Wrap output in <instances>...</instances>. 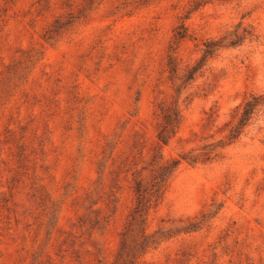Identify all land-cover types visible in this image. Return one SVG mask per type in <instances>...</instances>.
<instances>
[{"label":"rangeland","instance_id":"374dc122","mask_svg":"<svg viewBox=\"0 0 264 264\" xmlns=\"http://www.w3.org/2000/svg\"><path fill=\"white\" fill-rule=\"evenodd\" d=\"M251 95L264 0H0V264H264V106L228 140ZM174 159L157 241L119 261L135 179Z\"/></svg>","mask_w":264,"mask_h":264},{"label":"trees","instance_id":"16d2710c","mask_svg":"<svg viewBox=\"0 0 264 264\" xmlns=\"http://www.w3.org/2000/svg\"><path fill=\"white\" fill-rule=\"evenodd\" d=\"M176 37L177 40H181L185 36L178 33ZM224 39L225 38L217 41H209L205 44L202 57L197 64L188 71L185 81L188 82L195 78V76L205 67L207 61L214 56L217 50L223 47ZM240 44V38H237L229 43L230 46H237ZM172 71H174L173 68ZM262 106H264V97L262 95H251L250 98L245 101L238 122L231 129L228 136L230 144L235 142L241 136L244 129L250 124ZM161 111L162 119L157 137L158 141L162 145H168L169 142L176 136L182 124V115L176 102L171 106H162ZM182 159H188L191 163H196L198 158L189 159L187 156H182ZM180 161L181 160L174 159L164 165H161L149 183L145 182V180L141 177L135 179L136 203L123 234V240L119 252V261L123 260L124 263H132L130 258L135 259L140 251H145L149 244L157 241L158 233H156V235H148L146 233L147 218L150 211L155 209L163 200L167 182L179 166ZM136 231L139 235H141L143 241L140 243L139 250L135 252L136 247L131 243L130 239L131 234Z\"/></svg>","mask_w":264,"mask_h":264}]
</instances>
